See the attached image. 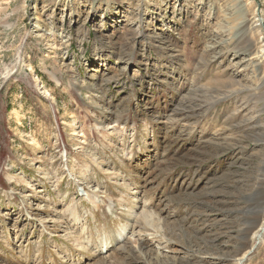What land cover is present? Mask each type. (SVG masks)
<instances>
[{
  "label": "rangeland",
  "instance_id": "rangeland-1",
  "mask_svg": "<svg viewBox=\"0 0 264 264\" xmlns=\"http://www.w3.org/2000/svg\"><path fill=\"white\" fill-rule=\"evenodd\" d=\"M263 50L264 0H0V264H264Z\"/></svg>",
  "mask_w": 264,
  "mask_h": 264
},
{
  "label": "bare ground",
  "instance_id": "bare-ground-1",
  "mask_svg": "<svg viewBox=\"0 0 264 264\" xmlns=\"http://www.w3.org/2000/svg\"><path fill=\"white\" fill-rule=\"evenodd\" d=\"M253 25H255V23H253V20H248L247 22H246V25L244 26V31H243V34L245 35V34H248V32H249V30L250 29H252V27H253ZM255 26H258V24L257 25H255ZM246 52H248V51H246ZM245 51H244V54L246 53ZM255 53V52H254ZM253 53V54H254ZM262 53L264 54V50L262 51ZM250 54V53H249ZM246 55V54H245ZM247 56H251V58L249 57V59H248V61L252 64V65H257V63H258V61H259V59H261V57L260 56H256V54H254V58L252 57V54H250V55H247ZM262 77H264V75L262 76ZM261 77V78H262ZM185 101H186V98H185ZM184 103V102H183ZM262 189H258V191H260L259 192V195L260 194H262L261 195V200H262V202H261V205H260V208H259V210H257L256 211V217L257 218H259L258 220L256 219V221L253 223H251V225H249V223L247 224V223H245L244 225L246 226V232H248L247 234L248 235H246L245 236V238L246 239H248V237H249V231L250 230H252V229H256V231L258 230V228H261V226H262V224H261V220H260V218L262 217V216H264V208L261 210V208L264 206V195H263V191H261ZM247 202V201H246ZM251 210V209H250ZM249 210V211H250ZM252 211V210H251ZM250 213V212H249ZM254 217V216H253ZM245 222V221H244ZM243 222V223H244ZM253 227V228H250V227ZM264 226V225H263ZM123 233V232H122ZM256 233V232H255ZM259 234V233H258ZM256 235V238H258L259 240H262V239H264V237L262 238V236H259V235ZM264 236V235H263ZM126 240H127V238H126ZM126 240H124V237H122V238H119V240L116 238V237H112V241H114V244H119V243H121V242H126ZM129 240H131V237L129 238ZM263 241V240H262ZM102 252V251H101ZM100 252V253H101ZM106 252H108V247L106 248ZM247 255V254H246ZM243 257H244V254H243ZM241 258V257H240ZM239 260H241V259H238V261ZM106 261V258L105 257H100L99 258V260H98V263L99 264H107V262H105Z\"/></svg>",
  "mask_w": 264,
  "mask_h": 264
}]
</instances>
